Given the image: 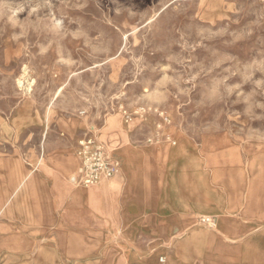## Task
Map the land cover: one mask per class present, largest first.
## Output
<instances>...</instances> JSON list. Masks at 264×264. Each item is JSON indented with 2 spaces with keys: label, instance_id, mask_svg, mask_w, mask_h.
Here are the masks:
<instances>
[{
  "label": "rangeland",
  "instance_id": "374dc122",
  "mask_svg": "<svg viewBox=\"0 0 264 264\" xmlns=\"http://www.w3.org/2000/svg\"><path fill=\"white\" fill-rule=\"evenodd\" d=\"M76 118L96 136L121 119L136 149L183 136L210 190L264 197V0H0V157L31 167L42 149L78 154L60 128ZM213 218L162 240L134 234L129 211L117 238L81 263L103 264L106 247L118 259L124 242L169 248L190 230L207 248L223 240ZM1 220L0 252L31 254L0 253V264H35L37 234L8 237Z\"/></svg>",
  "mask_w": 264,
  "mask_h": 264
},
{
  "label": "crops",
  "instance_id": "0c3cea01",
  "mask_svg": "<svg viewBox=\"0 0 264 264\" xmlns=\"http://www.w3.org/2000/svg\"><path fill=\"white\" fill-rule=\"evenodd\" d=\"M110 126L100 136L81 133L87 128L83 118L60 126L77 143L85 138L100 141L120 164L116 176L89 188L70 182L81 166L73 147L60 152L42 149L31 167L24 158L0 157V219L13 233L8 237L32 242L37 234L41 243L34 252L35 264H82L84 257L99 253L100 241L106 245L117 238L129 211L134 213V234L146 232L162 240L183 233L194 220L198 224L200 214H209L217 218V234L223 240L217 237L204 248L202 239L190 230L169 248L154 246L144 252L124 242L118 259L111 247L103 250V264H109L113 255L117 264L133 260L142 264H264V197L246 199L223 187L210 190L203 183L198 150L183 136L168 138L167 149L155 145L136 149L126 142L121 119ZM144 173L148 176L146 194L141 187Z\"/></svg>",
  "mask_w": 264,
  "mask_h": 264
},
{
  "label": "built area",
  "instance_id": "2783aa9c",
  "mask_svg": "<svg viewBox=\"0 0 264 264\" xmlns=\"http://www.w3.org/2000/svg\"><path fill=\"white\" fill-rule=\"evenodd\" d=\"M78 155L81 161L80 169L70 178L74 185L92 187L113 178L120 170L118 161L109 156L104 145L96 139L85 138L78 141ZM198 223L208 228L214 227L215 224L210 217H200Z\"/></svg>",
  "mask_w": 264,
  "mask_h": 264
},
{
  "label": "bare ground",
  "instance_id": "6f19581e",
  "mask_svg": "<svg viewBox=\"0 0 264 264\" xmlns=\"http://www.w3.org/2000/svg\"><path fill=\"white\" fill-rule=\"evenodd\" d=\"M79 156V155H78ZM119 163V162H118ZM83 188H89V187H83ZM160 261L162 262L163 261V259H160Z\"/></svg>",
  "mask_w": 264,
  "mask_h": 264
}]
</instances>
